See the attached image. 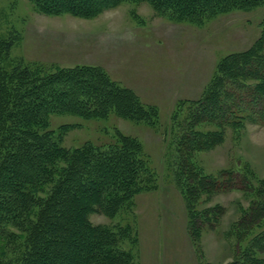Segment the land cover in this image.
<instances>
[{
	"label": "rangeland",
	"instance_id": "rangeland-1",
	"mask_svg": "<svg viewBox=\"0 0 264 264\" xmlns=\"http://www.w3.org/2000/svg\"><path fill=\"white\" fill-rule=\"evenodd\" d=\"M262 14L258 6L190 24L171 22L145 3H123L93 18H80L47 15L29 0H0V84L16 87L24 70L37 79L56 70L93 67L154 111L149 110L145 121L124 118L114 109L102 119L49 116V131L61 130L66 149L91 144L105 150L121 137L139 146L151 179L147 187L113 217L99 213L89 217L93 225L129 228L136 245L131 247L125 239L121 247L132 248L133 264L231 262L233 243L226 235L241 208L250 205L248 188L264 179V124L246 123L239 132L226 128L220 143L189 159L197 172L215 178L225 174L233 181L232 190L216 192L207 202L195 200L196 211L218 206L220 214L213 228L201 229L198 246L189 239L186 198L177 185L183 162L180 141L190 126L193 133L217 129L215 121L196 124L203 117L197 102L213 86L219 61L247 50L258 39ZM219 87L220 95H239L242 105L248 102L251 111L254 108L250 85L242 89L224 80ZM220 99L223 107L230 105L228 99ZM20 251L18 242L5 248L8 257H18Z\"/></svg>",
	"mask_w": 264,
	"mask_h": 264
},
{
	"label": "trees",
	"instance_id": "trees-1",
	"mask_svg": "<svg viewBox=\"0 0 264 264\" xmlns=\"http://www.w3.org/2000/svg\"><path fill=\"white\" fill-rule=\"evenodd\" d=\"M29 1L47 15L80 18H93L123 3H145L171 22L190 24L263 8L258 39L247 50L219 61L213 86L197 102V112L203 117L196 124L215 121L212 125L217 129L193 133L190 126L182 133L183 162L177 185L186 198L189 239L198 246L201 229L213 228L220 214L218 206L196 211L195 200L201 197L207 202L216 192L232 190L233 181L225 174L215 178L197 172L189 159L220 143L226 128L239 132L246 123L264 124V0ZM23 75L16 87L0 84V264H133L132 248L121 247L125 239L131 247L136 245L129 228L93 225L89 217L95 213L113 217L147 187L151 179L139 157V146L121 137L105 150L91 144L66 149L61 130L49 131V116L102 119L114 109L124 118L138 116L136 120L145 121L152 109L93 67L56 70L37 79L29 77L27 70ZM224 80L242 89L250 85L255 102L252 111L248 102L242 105L236 98L239 95L219 94ZM219 98L228 99L230 105L223 107ZM257 182V187L246 191L250 205L241 208L226 235L233 243L232 260L227 264H264V179ZM16 242L21 248L18 257L6 256L5 248Z\"/></svg>",
	"mask_w": 264,
	"mask_h": 264
}]
</instances>
